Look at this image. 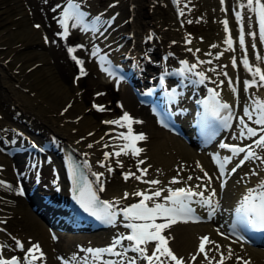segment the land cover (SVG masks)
I'll return each mask as SVG.
<instances>
[{"label": "bare ground", "instance_id": "obj_1", "mask_svg": "<svg viewBox=\"0 0 264 264\" xmlns=\"http://www.w3.org/2000/svg\"><path fill=\"white\" fill-rule=\"evenodd\" d=\"M143 1L147 6L146 0L124 1V7H129L130 5L134 10L138 9L139 11L136 10L138 17L133 21V18H130L132 15L129 8L125 7L124 16L120 10L109 11L108 13L93 12L89 5L88 7L84 4V0H76L80 4V11L85 14L83 19L93 13H99L102 19L115 12L111 22L99 26V30L96 32H93L90 28L88 31H82L80 28L83 41H86V43L82 42V44L90 45L91 42L92 46L90 49L95 51L98 57H102L108 51H113L115 56H122L124 52H127L130 54L126 58L128 63L131 59L138 61V64L145 63V68L147 69L145 73L147 74L152 73L151 70L155 71L162 65L178 64L180 61H186L192 68L191 62L197 60L196 54V56L200 57L211 56L210 62H198L195 65L196 67L204 68L205 64H210L211 70L209 72L223 77L221 88L223 96L231 103L238 100L239 106H243L241 111H239L237 130L244 128V125L248 127L257 125L253 124L252 119L244 115V109L247 107L252 112V116H254V100L257 98L264 99V86H260L264 82L259 80V76H253L256 67L264 71V60L256 58L257 54L264 56V43L259 41L255 15L247 8L240 7V4H246L247 0H224L223 4L221 0H211L213 5L208 7L212 15L217 19L216 24H214L216 31L214 35H206L205 38L197 37L185 30V23L189 20L188 17L191 16V12H193L192 0H178L177 2L180 6V15L178 16L184 19L185 22L183 24L179 23L178 17L176 18L177 24L174 22L173 17H161L156 7V0H148L149 9L145 5L143 6ZM216 4H219L221 8L213 11L212 8ZM28 7H26L24 0H0V44L8 46V52L12 54L11 60L14 62V67L10 68L6 74L0 68V181L3 182L0 183V218L5 217L8 212L20 211L19 213L23 219L22 227L26 231L23 234L19 232L17 239L23 245L25 244L29 247H32L33 244L39 245L43 257L36 260V262L43 261L44 264H91L89 260L92 254L84 249L87 244L91 243L90 241H95L96 244L108 242L105 238L110 234L112 236L120 228V224L115 222L113 225L108 226L104 230L105 232L96 233L97 230L94 231L95 233L92 236L95 237L91 239L88 236L86 237L89 239L82 236L83 234L74 236L71 230L64 236L56 235L53 238L54 236L48 231V218L44 216L47 218L46 222L42 215H39L30 204L25 202L28 194L25 193L26 191L20 194L21 186L23 185L21 179L26 178L23 161L24 153L9 154L6 149L11 143L10 141L41 144L42 140L52 137L54 142H49L45 149L53 153L51 161L56 162L60 167V181L62 182L60 193L62 195L65 181L60 166L61 154L59 146L61 145L69 146L84 160L90 171L91 183L97 188L101 197H106L110 201L118 200L120 201L119 204L136 201L139 198L142 199V197L134 195L137 191L148 193L152 189H165L161 196L168 195V188L191 187L195 191H204V188H197L196 186L203 185V183L207 186V178L204 177V172H207L211 177L210 188L216 190L214 200L218 201V208L215 216L210 220H178L162 233L168 238V247L177 257H183L185 264H208L203 254L197 255L200 238L207 236L211 241L215 242L214 244H206V251H208V256L212 258L213 264L219 261L221 254L227 256L229 249H231L233 255L230 259H225L224 264H244V261H247L248 264H264L263 247L231 239L224 233V225L219 222L227 215L228 201L233 197L232 193L238 195L242 192V189L240 190L236 183L237 173L228 176L225 186L220 187L216 169L208 155L209 148L201 147L198 149L197 145L186 141L179 134L159 125L150 109L136 100L135 94L127 82H120L124 89L119 101L122 112L116 116L119 119L126 112L134 121H140L139 123H132L131 127L134 134L142 133L145 139L136 141V145L139 146V149H142L136 156L141 157L140 161H143V164H139V166L137 164L138 170L134 168L125 170V167L122 166L125 171L124 176L127 173H134L135 176H141V179H136L135 176H129L128 179L116 178L114 174L116 171L115 167L109 174L108 168L101 166L100 160H105L104 153L108 149L112 151L105 161L116 163L115 161H118V158L123 161V154L119 156L113 154L117 152L116 148L121 149L123 139L118 138L119 135L118 137H109L111 131L108 127L111 124L105 123L104 120L96 119L92 114V107L88 106L85 109L86 106L84 107L82 104V94L77 93L78 85L64 84L56 78L57 74L55 73L54 65L50 62L51 60L49 61L50 57L48 58L45 52L47 48L43 50L34 46L29 47V45L39 42L38 38H36L35 30L42 29L40 26L38 29L32 26L28 30L27 26H25L26 18H28L27 13H29ZM236 11L241 12V23L236 21L234 14ZM174 13L176 17L177 14L175 11ZM250 17L252 18L251 20L249 19ZM225 19L228 21L229 33L224 31L222 21ZM128 20L131 22H128ZM73 22L74 20L68 21L69 28H71ZM2 24L4 25L1 26ZM241 24L245 32V48L247 49L248 61L252 71L246 69L241 62L243 55V50L239 46ZM11 25L14 28H11ZM249 31H255L257 36L253 38L247 35ZM126 33L130 34L125 35ZM206 34H210V31ZM228 34L234 35V45L231 50L224 43ZM16 35H26L25 40L19 44L15 43L14 37ZM186 36H190V41H185ZM149 37L151 38L149 39ZM210 38L214 40L211 41ZM120 40L122 43L119 47H116V42ZM253 42L256 43L255 49L252 48ZM213 45L215 47H212ZM166 50H172L173 53L161 55V52ZM145 54H150L151 60L145 59ZM233 57L237 61L236 67L232 65L231 60ZM153 59H158V62L152 63ZM103 64L105 65L104 60ZM145 68H141L140 71L143 73ZM183 68L186 69V66H183ZM105 69L106 67L101 70V74L106 79L111 76L105 73ZM138 77L140 78L142 75H138ZM253 79L256 80V84H252L245 89L244 81H252ZM230 80L232 81L231 87L229 86ZM15 83L21 84L23 88L26 87L28 91L22 92V95L19 96L20 89L15 87ZM233 87L236 89L235 92L232 91ZM29 91H32L33 94H29ZM57 95L65 97L64 101L68 102L66 107L56 109L52 108L53 105H50V108L42 104L47 98ZM34 102L37 103L35 104ZM84 104L86 103L84 102ZM17 110L19 113L16 114ZM73 110L76 111L73 114L74 118L71 119L70 115ZM118 126L123 129V133H127L128 129L126 126ZM238 136L239 133L237 131L232 134V138ZM249 138L254 137H248L246 140H249ZM236 141L240 143L239 140ZM253 148L255 149L256 157L246 162L247 164H243L239 170H249L251 172V169L255 168L256 173H251L250 176L255 178V182H258L264 179V148L256 144H253ZM223 152L227 153L228 151L223 150ZM197 164L200 167H197ZM201 168L203 171H201ZM143 169H147L144 174L141 172ZM101 173L103 175L99 176L98 179L97 174ZM190 176L192 177L191 180L188 179ZM174 177L180 182L170 183ZM197 177L202 179H196ZM103 179L104 185L102 187L103 190H101L97 185ZM44 180V184H42V180L36 181L33 185L26 183V189L35 196L40 192L37 189L40 190L41 187L46 188V191L51 189L52 183H50L47 175L44 176ZM151 180H157L159 183L154 185L146 183V181ZM125 193L128 194L127 197ZM205 195H207V192H205ZM35 196L33 197L35 198ZM33 201L36 203V207L41 210L52 211L51 207L44 205L37 198L33 199ZM156 222L162 223L164 221L157 218ZM0 223L2 222L0 221ZM21 229L20 231H22ZM61 238H63L62 241ZM4 242H6V245L12 244L11 238L2 234L0 246ZM71 242H76L79 245L82 243V250H79V252L85 258L83 261H80L75 256V252L69 246ZM217 245H219L218 251L216 250ZM192 255H197L195 261L190 259ZM117 256L115 255L113 258L114 261L116 259L115 262L119 261ZM120 257L121 255L118 258ZM237 257H240V259L237 260ZM92 260L90 261L92 262Z\"/></svg>", "mask_w": 264, "mask_h": 264}, {"label": "snow or ice", "instance_id": "obj_2", "mask_svg": "<svg viewBox=\"0 0 264 264\" xmlns=\"http://www.w3.org/2000/svg\"><path fill=\"white\" fill-rule=\"evenodd\" d=\"M224 0H221V3L223 4ZM241 8H247L250 12H252L255 15V20L258 24V37L259 41L261 43H264V2L262 0H247L246 4L241 3ZM223 10V9H222ZM235 18L238 23L242 22V15L241 12L236 11ZM84 13L80 11V4L74 2V0H67V6L63 9L62 13V19H60L59 23L63 26V33L61 35L67 36L68 35V29H69V20H74L71 27L76 28L78 25H81L82 31H88L89 28L96 32L99 30V26L110 23V21L105 22L101 20L100 16H97L93 18V22L89 25H84L83 17ZM252 19L251 17L249 18ZM224 24V31L225 33H229L228 28V21L225 19L222 21ZM36 27H39V25H36ZM247 35L255 38L257 36V33L255 31H249ZM151 37H149L150 39ZM46 42H47V38ZM224 43L228 45V49H232L233 40L231 36H228ZM239 46L243 50V55L241 57V62L243 63L244 67L248 69L249 71H252L251 66L249 65L248 61V54L247 49L245 48V32L243 25L241 24L240 32H239ZM212 47H215L213 45ZM252 48H256V43H252ZM68 51L70 53L74 52V48H69ZM93 55H96V52H93ZM74 60H76L77 64L82 65V61L76 59L75 56L72 57ZM256 58L258 60H264V56H260L257 54ZM210 62V61H209ZM186 61H181V64H186ZM202 63V62H201ZM237 61L236 58H232V65L233 67H236ZM193 68L196 67V65H192ZM180 72H183V69L180 70ZM85 74L83 72V68L81 67V75ZM198 76L201 77V82L203 81L204 74L203 73H197ZM227 75V73H225ZM253 76H259V80L261 82H264V72H262L261 68L256 67ZM161 85L164 83V78L161 76ZM252 84H256V80L253 79L252 81L245 80L244 85L245 89L250 87ZM229 86H232V81H229ZM260 86H264V83H262ZM232 91L235 92L236 89L233 87ZM175 89L172 90V93L169 95H174ZM218 96V94H214L215 97ZM254 111L256 112V119L255 124L264 126V99L257 98L254 100ZM98 110L103 111L104 107L102 105H94ZM229 107L228 104H219L217 101V111L213 113V115H219V108H225L227 109ZM244 115L247 116L249 119H252V112L246 107L244 109ZM140 121H134L132 117L129 116L128 113H124L122 117H120L117 120L113 121H105V123H112V124H118L121 127H127L128 131L127 133H120L118 138H122L126 143L121 147L120 151H117L113 153L114 155H121L122 153L127 155L128 151L131 150L132 155H138L142 149H139L136 147V141L145 139L144 135L141 134H134L132 130V123H139ZM243 123V121H241ZM244 127L247 129V136L248 137H255L257 135V130L251 127H248L247 125H244ZM261 135L257 140L254 141V143L264 148V127L260 129ZM241 135H244L243 132H241ZM222 148L230 149L233 153V155H238L240 153H245L243 159L240 160L239 164L236 165V167H233L231 169L232 172H235L240 165L244 163L245 160H249L251 158L256 157V153L252 150L251 145H247L245 147H239L237 145H229L226 143H221L220 145ZM91 147V145H89ZM110 153L105 152V160L109 157ZM215 160V156L213 157ZM231 157H225L224 162L220 164V168L223 169L224 163H227ZM101 166H104L103 162H100ZM119 164V161H117ZM140 163H143V161L138 162V166ZM197 167H200L199 164H197ZM108 171H112L111 167H108ZM201 171L203 169L201 168ZM142 174L147 172V169L141 170ZM73 175L75 176V171L73 172ZM103 175L97 174V178L99 179V176ZM129 176H135L134 173H127L125 174L124 178L128 179ZM204 177L207 178V186L205 185H197V188H204V191H195L191 187H178L175 189L168 188L166 196H161V193L165 191V189H156L151 194H147L146 192L137 191L134 193L136 196L142 197V199L138 203L131 204L130 206H126L121 209L123 216L130 221L127 223L126 227L131 229V233L127 236H120L119 238H116L113 241V244L110 247L107 248H97V249H87V252L91 253L93 255L94 260H99L102 253H109L113 255H121L120 253L115 252L116 245L120 244L121 240H128L133 242L131 245V250L138 253L140 257H142L144 260L147 261V264H169V261L174 262V264H185L183 257H177L173 253V251L168 247V238L163 235L165 229L169 228L172 224H175L178 220H187L189 218H192L194 216V209L191 207L192 203H197L201 207H204L207 209L208 218L211 219L217 208H218V201L214 200V197L216 196V190L211 189V177L207 172H204ZM136 179H141V176H135ZM189 180L192 179V177H188ZM196 179H202L201 177H197ZM180 181L177 180V178H173L170 183H179ZM0 183H3L0 181ZM146 183L150 184H158L159 181L157 180H151L146 181ZM221 187H223V183H221ZM87 189V186L85 185L84 188L80 190V198L79 203L81 206L86 210L93 212L94 215L98 214V211L103 212L104 218H106L107 222L113 223L117 216V211L115 210L114 203L109 201H103L102 202V208L97 210L96 205L98 204V198L95 196L94 193H91L90 189H88L89 195L87 197L84 196V192ZM101 190H103L101 188ZM205 192H207V195H205ZM20 194H23V190H21ZM127 193H125V196L127 197ZM161 198L163 202H156L155 198ZM195 197H199L198 200H194ZM151 201L152 206L149 207V204L147 202ZM120 201H115V204H119ZM238 213L241 214V224L247 225L252 224L253 226L257 228L264 229V180L260 181V183L257 185L256 188H249L247 189V194H245L242 197V200L240 202V207L236 209ZM157 218L162 219L164 222L157 223ZM198 219V217H197ZM132 221H142V223H135ZM222 234V233H221ZM55 238V237H53ZM150 242H155V247L153 248L151 255L147 254V245ZM214 241H211L209 237L202 236L200 238V243L198 246V252L197 255L203 254L205 257V260L208 262V264H213L212 258L208 256V251H206V244H214ZM15 245L17 248L23 249L24 245L19 241H15ZM128 249H125V252ZM216 250H219V245L216 246ZM33 253H39V256L33 254ZM29 254L31 257L29 258ZM197 255H192L190 259L192 261H195L197 259ZM233 253L231 249L228 251V255L224 256L221 254L219 261L216 262V264H224L225 259H230L232 257ZM43 257V253L40 252V247L38 244H33L32 247L27 249V252L25 253V261L27 264H34V261L41 259ZM163 258V259H162ZM240 257H237V260H239ZM0 264H18L17 258L12 257L11 259L5 260L0 259ZM104 264H115L114 261H106ZM130 264H136L135 259L130 261ZM244 264H248L247 261H244Z\"/></svg>", "mask_w": 264, "mask_h": 264}, {"label": "rangeland", "instance_id": "obj_3", "mask_svg": "<svg viewBox=\"0 0 264 264\" xmlns=\"http://www.w3.org/2000/svg\"><path fill=\"white\" fill-rule=\"evenodd\" d=\"M26 1V2H25ZM60 0H24V3L26 7H28L29 13H27L25 26H27V29L29 30L30 27L34 28H40L38 30H35V35L37 40L39 41L37 44L29 45V47H36L37 49H43L46 48V54L49 58V61L54 65L56 78L60 81H62L64 84H72L73 86H77V93L82 94V104L84 105L85 109L89 107H92L91 100L95 99L97 101H104V110L99 111L92 107V114L93 116L100 120V118L106 114H120L121 108H120V97L121 93L123 92V86L120 85L119 87L112 86L111 82L108 81L103 77L101 74V71L99 70L98 66V59L99 58L96 55H93V52L90 47L92 46L91 42L90 45L85 44L86 41H83V36L81 34L80 25L77 26V28L72 29L70 28V31L68 32L67 36H60L59 35V29H58V22L56 18V10H57V4ZM124 1L125 0H84V4L86 6H90V9L93 12H109V11H116L120 10L121 14L124 16L123 12H125L124 7ZM146 4L143 1V6L145 5L147 9H149L148 5L149 2L146 0ZM46 2V3H45ZM27 3V4H26ZM156 7L158 11L161 14V17H173L174 22L177 24V15L175 17V13L173 11V6L171 0H156ZM213 2L211 0L203 1V0H192V11L191 16L188 17L189 20L186 22V28L188 32H191L193 35H196L197 37L205 38L206 35H214L215 27L214 24H216V18L212 15L211 10L208 6H212ZM88 6V7H89ZM31 8V9H30ZM131 9V15L130 18H133V21L138 16L136 15V10L133 9L130 5L129 7H126ZM221 6L219 4H216L212 10L220 9ZM205 9V10H204ZM31 10V11H30ZM139 12V11H138ZM34 13V14H33ZM29 14V15H28ZM30 17V18H29ZM150 17V16H149ZM148 17V18H149ZM157 17V16H156ZM175 18V19H174ZM30 19V20H29ZM157 19V18H156ZM128 22H131L128 20ZM136 22V21H135ZM134 22V23H135ZM34 23H39L40 27H36ZM5 24V23H4ZM2 24L1 26H3ZM7 24V22H6ZM42 25V26H41ZM16 27V26H15ZM11 28H14L13 25H11ZM46 29V30H45ZM40 30V31H39ZM45 30V32H43ZM39 31V32H38ZM210 31V34H206ZM40 32L43 34L40 35ZM45 34V35H44ZM40 36V37H39ZM152 36V35H151ZM26 35H16L14 37L15 43H21L23 40H25ZM44 38V39H43ZM47 38V42L45 40ZM210 40H214L211 39ZM43 41V42H42ZM81 41V42H80ZM145 41V39H144ZM82 42H85L82 44ZM39 44V45H38ZM44 44V45H42ZM81 44V45H80ZM0 44V68L1 71L5 74L9 71L10 68L14 67V62L11 60L12 54L8 52V46ZM41 45V47H40ZM52 45V46H51ZM83 45V46H82ZM46 46V47H45ZM78 47V48H77ZM110 47V46H109ZM45 48V49H44ZM69 48H74L75 51L70 53L68 51ZM49 54V55H48ZM75 56L76 59L81 60L83 63L82 65L77 64L76 60H74L72 57ZM54 63V64H53ZM81 67L83 68V72L85 74L81 75ZM92 68V69H91ZM3 74V73H2ZM90 75V76H89ZM84 76V77H83ZM21 85V84H20ZM19 83H15V87L17 89H20L19 96L22 95V92H27L28 89L26 87L20 86ZM102 85V86H101ZM104 85V86H103ZM29 94H33L32 91H29ZM48 100V101H47ZM65 97L62 96H55V97H49L46 100L43 101V105L51 106L52 108H64L68 105L67 101H64ZM39 101V100H37ZM50 102V103H49ZM84 102L86 104H84ZM35 104L37 102H34ZM49 103V104H48ZM51 105V106H50ZM55 106V107H54ZM76 110H73L71 112L72 116L70 115V118H74V112ZM16 114L19 113L15 112ZM14 114V113H13ZM116 114V115H117ZM76 115V114H75ZM69 117V115H68ZM106 117V116H105ZM123 154V153H122ZM123 161L119 163V165H115L116 171L114 174L116 175V178H122L124 179V170L123 166L126 169H137V162H139V156L132 155L131 150L128 151V154H123L122 157ZM143 164V163H140ZM49 164H47V173L49 176ZM123 165V166H122ZM122 166V167H121ZM147 167V166H146ZM46 170V167H45ZM47 174L45 173L44 176ZM26 181H29V179H26ZM25 202H27L25 198ZM28 203V202H27ZM14 212V213H13ZM20 211L14 210L11 212H8L6 218L5 225L7 226V232H5L9 237L11 236H17L18 234L25 233L26 229L23 226V219L21 218ZM12 213V214H10ZM13 215V216H12ZM22 227V229H21ZM17 229V230H16ZM20 229L22 231H20ZM18 231V232H16ZM20 232V233H19ZM81 232V233H77ZM76 233H73L74 236H88L90 239L95 237L92 236L94 233L87 232V231H77ZM85 234V235H84ZM87 234V235H86ZM56 235H54L55 237ZM86 237V238H88ZM64 238V237H63ZM61 238V241L63 240ZM88 238V239H89ZM83 242V241H82ZM91 242V241H90ZM72 243V244H71ZM69 243V246L71 249L78 251L82 250V243L79 245L76 242ZM93 246L96 245V242H93ZM74 244V245H73ZM12 244H8L10 246ZM77 247H76V246ZM73 246V247H71ZM80 252L76 256H81ZM83 258V257H82ZM171 261H169V264ZM174 264V263H171Z\"/></svg>", "mask_w": 264, "mask_h": 264}]
</instances>
